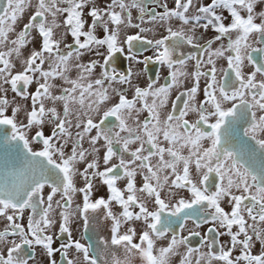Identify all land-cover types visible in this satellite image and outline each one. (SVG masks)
Listing matches in <instances>:
<instances>
[{"label":"snow or ice","instance_id":"obj_1","mask_svg":"<svg viewBox=\"0 0 264 264\" xmlns=\"http://www.w3.org/2000/svg\"><path fill=\"white\" fill-rule=\"evenodd\" d=\"M148 2L0 0V264H264V9Z\"/></svg>","mask_w":264,"mask_h":264},{"label":"flooded vegetation","instance_id":"obj_2","mask_svg":"<svg viewBox=\"0 0 264 264\" xmlns=\"http://www.w3.org/2000/svg\"><path fill=\"white\" fill-rule=\"evenodd\" d=\"M94 2H98V3L103 4V3H106L107 0H94ZM126 2H130V0H126ZM168 2H169V5L171 6V0H168ZM200 2H201V3H207V2H209V0H200ZM259 4H260V2H259V0H257L256 11H257V9L259 8ZM147 6L150 7V8L155 9L156 11H160V10H161V9L157 8V6H156L154 3H151V0H149ZM257 12H258V11H257ZM28 14H29L28 12L25 13V15H24V17H23V19H22V21H21L20 23H23L24 21L27 20V18H28ZM132 15H133L134 22H135V23H140V20H139V13H138V11H137V10H133ZM86 18H87V17H86ZM88 19L90 20V18H88ZM142 26H144V27H148V28H152V31H151V32L145 33V35H147L149 38L158 37V35H159V30H157L155 27H153L151 24L148 23V21H147V17H145L144 24H143ZM173 26H175V22H173ZM19 27H20V25L18 24V25H17V28L19 29ZM136 31H137V29H135V28H130V29L127 30V32H128L129 34L134 33V32H136ZM58 34H59V35H63L62 30H61ZM97 34H98V35H102L101 32H98ZM123 35H124V33L121 34L122 37H123ZM212 35H213V33H212L211 31H209V32H208V36L211 37ZM71 40H72L71 36H70V35L67 36V42L70 43ZM215 46H216V45H214V47H215ZM137 51H138V54L140 55L141 58L143 57V55H151V51H147V52H144L143 50H137ZM24 54L27 55V51H26V50H25ZM90 58H91V57H90L89 55L86 54V55L83 57V61H87V60H89ZM123 63H124V66H125V67H129V66H131L133 72H137V71H139L140 69H142V68L145 67V66L142 65V64H139V65H138V64H136L135 62L128 61L127 59H124V60H123ZM222 66H225V62L221 59V60L218 62V67H222ZM147 68H148V73H147V74H148V75H152V76L154 77V76H155V73H156V71H157V69H158V66L155 65V64L150 63V64L147 66ZM251 70H252L251 66H250V65H246V67H245V72H250ZM97 71H98V69H97ZM72 75L75 76V73L73 72ZM142 82H143V80H142ZM34 87H35V85H33L32 88H30V90L34 89ZM176 94H177V92H176V91H173V93H172V98H173V99L175 98V95H176ZM8 95H9V97L11 98V96H12L13 94L9 91ZM21 103H23V102H21ZM169 107H170V105H169ZM22 118H23V116H21V119H22ZM189 118L191 119V118H194V117H193V116H190ZM45 131L47 132V129H45ZM184 154H186V151H185ZM113 162L115 163L116 161L114 160ZM141 182H142V177L138 176V177H137V185H138V186H141ZM123 184H124L123 181L118 182V185L121 186V187H123ZM99 194H100V195L105 194V193H104V190L101 189V191H100ZM116 207L119 208L118 205H117ZM210 226H211V225H200L199 227H196V225H195L193 222L189 221V222L186 224V228H185V230H184V232H183L182 234H183V235H188L189 232H196V231H199V232L201 233V236H203V235L206 233L207 228L210 227ZM2 227H3V225L0 224V229H2ZM177 230L179 231V229H177ZM73 236H74V238H76V239H80L82 242H85V243L92 242V241H94L95 238H96L95 235H93V233H92L91 231H89L87 234H85L84 231H83V229L80 228L79 226H78V227L76 226V227L73 228ZM87 236H91V237H92V240H91V241L88 240V239L86 238ZM201 236H194V235H193V236H189V241H190V246H192V247H194V248H199V249H201L202 251H204V250H206V249H205V247H204L203 245H201V243H200ZM228 240H229V237H227L226 235H225V236H220V237H218V241H219V242H227ZM61 242H63V241H61ZM260 248H261V245H260L259 243H256L255 246H254V249H253L254 254H257V253L259 252ZM217 250H218V248H217ZM36 251H37V260H40V258H41V257H40V252H41V250H40L39 248H37ZM180 251H183V250H180ZM121 253H122V249H121ZM235 254H236V253H234V255H235ZM197 255H199V253H194L193 256L191 257V259H192V261H193V264H195V257H196ZM56 258H57V260L59 261V254H57V257H56ZM69 258H75V259L77 260V264H81V260H82V258H81L77 253H75L74 250H70V251H69ZM173 259L178 261L179 256L174 257ZM61 264H62V262H61ZM133 264H140L139 257H135V258L133 259ZM214 264H216V262H214Z\"/></svg>","mask_w":264,"mask_h":264},{"label":"rangeland","instance_id":"obj_3","mask_svg":"<svg viewBox=\"0 0 264 264\" xmlns=\"http://www.w3.org/2000/svg\"><path fill=\"white\" fill-rule=\"evenodd\" d=\"M264 9V3H260L259 4V8L257 9V11L259 12L260 10ZM259 78V77H258ZM78 227V226H77Z\"/></svg>","mask_w":264,"mask_h":264}]
</instances>
